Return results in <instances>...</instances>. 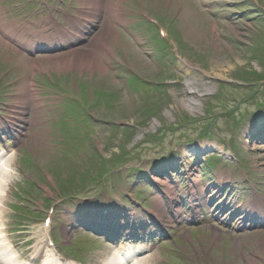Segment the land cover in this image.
<instances>
[{
  "label": "rangeland",
  "instance_id": "obj_1",
  "mask_svg": "<svg viewBox=\"0 0 264 264\" xmlns=\"http://www.w3.org/2000/svg\"><path fill=\"white\" fill-rule=\"evenodd\" d=\"M59 1L61 10L72 13L88 4L85 0L83 4ZM100 1V27L117 4L122 5L129 23L116 27L119 41H110L113 57L100 59L117 67L105 64L107 73L80 72L67 64L44 60L36 64L66 75L36 76L29 83L21 73L27 64L19 56L12 58L4 49L7 43L0 45V77L14 63L22 65L14 76L11 71L3 76L7 80H0V117L10 116L12 106L22 107L27 102L17 119H0L14 124V129L18 126L16 131L24 141L21 146L13 139L0 144L8 153L17 154L10 160L18 175L11 178L14 184L5 210L10 221H5L24 231L40 227L44 240L55 230L62 255H73L83 264H100L108 243L92 231L94 218L86 220L81 213L98 215L111 209L115 215L128 205L139 213L143 208L151 212L158 201L164 217L157 218L165 228L159 233V227L153 228L158 236L152 243L154 264H249L251 260L264 264V221L251 229L235 230L237 226L223 223L220 214L218 220H210L213 214L205 210L204 217L195 219L197 216L180 206L185 179L181 158L188 149L194 151L196 162L191 169L184 164L189 168L186 179L191 177L198 184L195 194L207 196L209 185L219 180H233L236 186L243 180L245 188L252 185L264 203V0ZM22 3L0 0V10L15 12L23 8ZM46 3L39 1L43 9ZM27 16L22 19L20 15L16 22ZM152 19L155 26L149 23ZM156 30L165 34V43ZM84 47L74 50L79 52ZM170 63L189 66L188 81L180 72H173ZM167 72L188 85L195 76L205 74L207 86L199 94L203 99H185L180 89H169L163 83L172 80L163 76ZM129 74L158 86L142 90L136 84V88ZM41 79L46 82H39ZM23 88L35 90L43 100L41 109L34 111L33 102L19 95ZM55 94L60 97L55 106L58 115L53 109L58 100ZM189 102L195 108L180 105ZM36 117L30 130L29 120L33 122ZM98 173L117 176L106 179L102 188L96 186ZM155 175L166 185H157L152 179ZM21 189L30 190V196ZM163 192L178 199L175 207L161 197ZM74 194L78 196L69 198ZM21 197L24 206L17 202ZM49 218L51 226L44 222ZM65 227L72 228L66 240L62 234Z\"/></svg>",
  "mask_w": 264,
  "mask_h": 264
},
{
  "label": "bare ground",
  "instance_id": "obj_2",
  "mask_svg": "<svg viewBox=\"0 0 264 264\" xmlns=\"http://www.w3.org/2000/svg\"><path fill=\"white\" fill-rule=\"evenodd\" d=\"M112 18L108 21V24L106 25L105 29L95 37H93L90 42L88 43L87 47L85 48V51L81 52H74L72 53V61H69L67 59L66 55H59V56H53V57H44L42 59L50 60L53 62H58L60 66L67 64L68 66H72V70H78L80 72L87 70L89 72H103L107 73V68H105L104 62H102L100 59V56L103 58L110 59L113 55L111 49H110V41L117 42V34L114 27L113 22L114 21H120L123 24L124 23V15L121 12L115 13V14H109ZM190 30H188L187 33H189ZM101 35V36H100ZM101 48L106 49V53L104 54L101 50ZM143 51V50H141ZM107 63V62H105ZM115 63L116 60H115ZM173 72H180L181 78L188 81V76L191 75L189 72V66L186 68L182 63H179L177 65H171ZM215 69L219 70V65L215 64ZM164 77L172 79L170 81H166L165 85L169 88H175L180 89L181 93L180 96L185 99H197L201 98L203 99L204 96H199L200 93L204 91V88L207 86L206 82V75H197L194 78H192V83L187 84L184 82H180V77L178 79L172 78L171 74L169 72L163 74ZM187 76V77H186ZM143 83L148 85H153L154 82H152L149 79H143L140 77ZM183 103V102H182ZM180 103L181 107L183 109H189L195 108L194 104H182ZM36 110V109H35ZM14 114H19L22 111L20 109L14 110ZM3 125V123H2ZM32 127H34L35 123L33 122ZM1 131L3 133H9L12 134L13 130L10 128L2 127ZM5 131V132H4ZM36 133H34L35 136ZM203 150V149H202ZM201 150V151H202ZM194 151L191 149L184 150L183 151V158H181L182 165L185 163L190 166V169L193 168L194 163L196 162ZM186 157V158H185ZM12 166V165H11ZM154 181L160 184L159 179L154 178ZM11 193V179L7 182L0 183V264H34V262L38 259L41 255H47V257H50L52 261H48V264H63L61 260L57 257L56 254H54L53 250H46L44 251L43 248H37V245L41 244L43 241L42 235H41V229L38 228H29L26 229L27 231L25 233H20L17 235H13L11 233L12 227L9 226V223L5 222L6 219H8V214L5 213V208L9 205V202L7 198L9 197V194ZM162 206L158 201H155L153 203V212L152 215H162ZM157 213V214H156ZM62 234L64 236V239L66 240L67 235V229H62ZM29 236L28 241L34 242L33 246L29 249H22V244L19 243L21 236ZM105 247V253L103 257L101 258L100 264H124L122 261H120L118 258V254H115L112 252L111 248L108 245H104ZM27 253H31L34 257L29 259V262L26 258ZM155 263V255L154 254H147L144 258H141L140 260L135 261L134 263L126 261L125 264H154ZM249 264H256L254 260H251L248 262Z\"/></svg>",
  "mask_w": 264,
  "mask_h": 264
},
{
  "label": "clouds",
  "instance_id": "obj_3",
  "mask_svg": "<svg viewBox=\"0 0 264 264\" xmlns=\"http://www.w3.org/2000/svg\"><path fill=\"white\" fill-rule=\"evenodd\" d=\"M0 152H5V150L0 148ZM12 155H14V153L5 152V158L0 160V183L7 182L18 175L16 169L12 167L10 163Z\"/></svg>",
  "mask_w": 264,
  "mask_h": 264
}]
</instances>
